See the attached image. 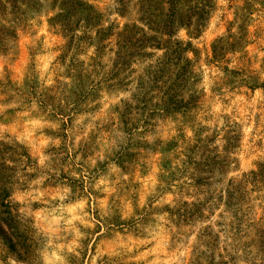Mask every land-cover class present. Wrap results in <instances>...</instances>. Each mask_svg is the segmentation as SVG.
Masks as SVG:
<instances>
[{
    "label": "rangeland",
    "instance_id": "rangeland-1",
    "mask_svg": "<svg viewBox=\"0 0 264 264\" xmlns=\"http://www.w3.org/2000/svg\"><path fill=\"white\" fill-rule=\"evenodd\" d=\"M140 1L0 0V264H255L264 178L244 203L227 190L264 164V0H212L198 37L177 31L195 103L147 120L132 97L162 52L117 38L153 36L142 12L165 7Z\"/></svg>",
    "mask_w": 264,
    "mask_h": 264
},
{
    "label": "trees",
    "instance_id": "trees-1",
    "mask_svg": "<svg viewBox=\"0 0 264 264\" xmlns=\"http://www.w3.org/2000/svg\"><path fill=\"white\" fill-rule=\"evenodd\" d=\"M139 3L142 6L147 4L148 0ZM161 3L165 7V11H161L157 17H153L145 9L142 12L143 17L140 19L145 21L143 22L144 26L147 27L149 32L153 33V36H148L143 30L134 26L124 27L123 31L117 34L120 42H126L134 49L142 48L162 52V56L154 66V72L147 74L145 81L139 80L136 93L132 97L133 102L138 103L140 111H147L145 120L160 114L167 115L181 112L186 110L188 105L195 103L196 99L194 97L186 101L179 96L185 81H188V78L192 76L191 63L186 55L188 52H193V50L189 43L184 44L177 40L176 33L184 29L188 36L198 37L204 29L207 17L212 10V0H161ZM100 34H105V31L102 30ZM226 44L225 40L220 39L212 45L214 62L218 63L221 60L223 48ZM136 54L135 52L134 56ZM145 56L146 58L149 57V55L144 54L143 57ZM151 92H156V97L160 95L159 104L152 106V110L148 109L151 100L154 98L149 96ZM143 124L146 127L149 126L147 122H143ZM1 148H4L2 144H0V150ZM8 152L12 153V149L8 148ZM22 156L25 155H19V157ZM230 164L231 161L228 160L225 167L229 168ZM194 166L198 168L197 164H194ZM8 170L9 167L6 165V160L3 159L0 151V174ZM263 178L264 164H260L257 166L256 172L243 177L236 186L227 190L228 202L236 200L238 203H244V197L247 196L246 188L253 186ZM4 179L7 178L0 177V183ZM196 184H200V180H197ZM3 185L5 184L3 183ZM8 198V192L0 186V222L3 225L8 221L7 217L10 214L7 204ZM201 206L200 204L192 205V213L201 216L202 214L199 212ZM187 216L191 217L193 215L183 213L181 218L184 220ZM248 228L251 230L250 244H253L257 251L255 264H264V219L251 224ZM226 259L229 260L228 262H232L231 257L227 256Z\"/></svg>",
    "mask_w": 264,
    "mask_h": 264
}]
</instances>
